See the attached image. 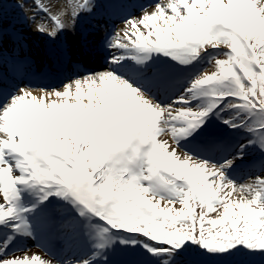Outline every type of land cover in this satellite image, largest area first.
<instances>
[{
  "label": "snow or ice",
  "instance_id": "obj_1",
  "mask_svg": "<svg viewBox=\"0 0 264 264\" xmlns=\"http://www.w3.org/2000/svg\"><path fill=\"white\" fill-rule=\"evenodd\" d=\"M34 2L51 21L35 31L54 39L96 0H69L68 23ZM3 39L0 23V225L34 236L26 214L56 197L76 215L53 205L44 226L83 233L91 249L64 264H108L117 232L142 234L153 258L166 257L161 264H188L185 242L209 254L264 251V0H154L107 37V67L59 88L6 93ZM10 39L9 71L19 74L30 61L23 38ZM156 54L182 66L209 55L187 87L162 103L176 80ZM209 114L249 138L232 152L208 130ZM201 136L191 150L181 146ZM246 147L262 155L241 183L228 172ZM22 190L35 202L21 206ZM12 239L0 240V264H55L45 253L3 254Z\"/></svg>",
  "mask_w": 264,
  "mask_h": 264
},
{
  "label": "rangeland",
  "instance_id": "obj_2",
  "mask_svg": "<svg viewBox=\"0 0 264 264\" xmlns=\"http://www.w3.org/2000/svg\"><path fill=\"white\" fill-rule=\"evenodd\" d=\"M11 2L10 4H7V2ZM42 1V2H41ZM40 2L45 4L46 6L50 7L49 3H52L50 1L45 2L44 0H41ZM82 2V1H81ZM21 4L23 7H21ZM35 6L33 0H0V23L5 24L7 23L6 19L11 18L12 20H17L19 18L20 14H29L31 17L34 15V19L31 20V23L33 24L36 18L41 17V19L45 20L46 15L44 14H38L36 11L34 12ZM50 10V9H49ZM37 14V15H35ZM43 16V17H42ZM45 17V18H44ZM48 20V18H47ZM49 23V21H47ZM50 24V23H49ZM4 27V25H2ZM8 28H11L8 26ZM213 50H210L212 52ZM208 55L204 54L201 58H198L196 61H193L189 65H181L182 69L186 71V82L185 86L187 87L189 80L193 76H195L201 69H199L197 72L194 70L198 69L200 66L203 65L202 69L207 66L208 64ZM161 58V57H156ZM163 59H169L168 57L162 56ZM161 58V59H162ZM176 63V62H175ZM172 98V97H171ZM222 116L228 115L227 112L221 113ZM206 125L208 127V130L212 131L216 137L219 136V134L228 133L230 137L227 139L226 143L228 144V147L231 148L233 151L240 143H243L245 140L249 138V134L245 133L242 129H231L228 128L227 125L223 124L220 119H218L214 114H209L208 119L206 120ZM254 153L257 152L252 147H246V150L244 151L243 157L247 160V162H251L254 160ZM248 170V169H247ZM252 171V170H251ZM250 173H243L242 171L233 174L228 172V175L233 179H239L240 182L243 183L246 180L250 179L247 177V175ZM254 178V177H252ZM237 194H239L237 192ZM57 203L63 204L65 208L68 209V212L71 213V215L75 216V210L71 207V205L64 203L63 201L58 200L55 197ZM8 236V235H7ZM4 237L3 239L7 238ZM13 236V235H12ZM135 234H131L130 237H127L124 239L125 241H128L126 244H121L120 239H116L113 244V251L109 254L108 262L110 264H161L163 259H166V257H162L161 260H157L153 258L144 248V241L143 239L136 237L134 238ZM81 237V236H79ZM133 238V240H131ZM1 239V240H3ZM130 239V240H129ZM135 239V240H134ZM26 240L24 237L22 239H12L6 248H4L3 254L5 255H13L18 252L19 247L16 245L17 242L23 243ZM22 250V249H21ZM55 261V260H54ZM64 261L66 260H56L55 263L57 264H64ZM39 264V262H38ZM190 264V263H188Z\"/></svg>",
  "mask_w": 264,
  "mask_h": 264
},
{
  "label": "bare ground",
  "instance_id": "obj_3",
  "mask_svg": "<svg viewBox=\"0 0 264 264\" xmlns=\"http://www.w3.org/2000/svg\"><path fill=\"white\" fill-rule=\"evenodd\" d=\"M41 1V0H40ZM45 2H48V1H50V2H52V3H49L50 4V7H49V11L52 13V14H54V15H60V17L66 22V23H68L69 22V17L68 16H66V15H64V13L68 10L67 9V5H68V3H69V0H44ZM42 2V1H41ZM20 17H22V20L23 21H21L20 23H16L15 22V30L17 31V32H19V33H22L24 36H26V37H30V41H31V43H34V44H39V45H44L45 43H47L48 42V40L50 39L52 42H54V45L56 46V47H63L64 46V48H65V50H66V53L67 54H69V58H66V61L67 62H70L71 61V59H73L74 60V58L75 59H77V60H81L82 61V56L80 55V53L79 54H77L76 52H75V49H71V46L74 48L75 47V45L77 44V40H78V34H77V30H76V28L74 27V29H65V30H63V33L66 35V37H67V42L66 43H61V42H57L56 40H55V38L53 39V38H51V37H49V36H45L44 35V37H39V36H34V38H32L31 39V34H32V31H31V33H28L29 32V28H30V26H32V24H31V20H29L28 19V17H30V16H28V15H24V16H20ZM43 17V16H42ZM43 19H41V17H39V18H36L35 19V21H34V23H33V25L34 26H36L37 24H43V25H46L47 23L45 22V21H42ZM76 25V24H75ZM10 32V31H9ZM4 35L6 36V33H4ZM68 43H70L71 44V46H70V44H68ZM65 44H67V46H65ZM5 52V51H4ZM110 55L112 54V50H110ZM71 53V54H70ZM66 57H67V55H66ZM156 62V64L157 65H162V66H169V67H171V68H173L174 69V79L176 80V78H175V75L178 73V71L180 70L177 66H173V64H172V62H171V60H167V59H160V60H155ZM98 66H100L101 68H103L104 69V67H103V64H97ZM93 72H96V71H93ZM179 90H181V86L177 89V91H179ZM182 91V90H181ZM175 95V94H174ZM176 95H179V93H177ZM175 95V96H176ZM160 99V98H159ZM160 101L162 102V103H164V100L163 99H160ZM183 142L184 141H181L180 143H181V145L183 144ZM236 151V150H235ZM234 151V152H235ZM243 156V155H242ZM240 157L239 158V160L237 161V163H236V166L235 167H237V166H240V164H244V157ZM232 170V169H231ZM22 246L24 247V249L20 252V253H23V252H25V251H27V250H29V251H31V252H37V253H39L40 255H44V253L48 256V258H50V255L51 254H49V252H50V249L49 248H47L46 249V247L45 246H42V248L41 249H39V248H37L36 246H35V244H34V242L31 240V239H29V240H27V241H25L23 244H22ZM72 257V256H71ZM76 259H78V258H76ZM80 259V258H79ZM55 264H57V263H55Z\"/></svg>",
  "mask_w": 264,
  "mask_h": 264
},
{
  "label": "trees",
  "instance_id": "obj_4",
  "mask_svg": "<svg viewBox=\"0 0 264 264\" xmlns=\"http://www.w3.org/2000/svg\"><path fill=\"white\" fill-rule=\"evenodd\" d=\"M221 254L222 253H215V254H210V255H212V256H220ZM251 255L255 256V258H259L260 256L263 255V251L251 252Z\"/></svg>",
  "mask_w": 264,
  "mask_h": 264
}]
</instances>
